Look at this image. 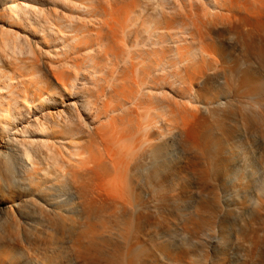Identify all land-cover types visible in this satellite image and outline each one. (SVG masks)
<instances>
[{
  "label": "bare ground",
  "instance_id": "obj_1",
  "mask_svg": "<svg viewBox=\"0 0 264 264\" xmlns=\"http://www.w3.org/2000/svg\"><path fill=\"white\" fill-rule=\"evenodd\" d=\"M0 264H264V0H0Z\"/></svg>",
  "mask_w": 264,
  "mask_h": 264
}]
</instances>
